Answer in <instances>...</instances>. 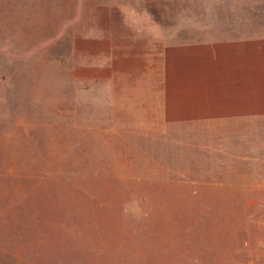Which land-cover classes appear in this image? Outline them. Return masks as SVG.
<instances>
[{
    "label": "rangeland",
    "instance_id": "1",
    "mask_svg": "<svg viewBox=\"0 0 264 264\" xmlns=\"http://www.w3.org/2000/svg\"><path fill=\"white\" fill-rule=\"evenodd\" d=\"M260 6L0 0V264H264L258 170L205 167L194 123L153 126L142 68Z\"/></svg>",
    "mask_w": 264,
    "mask_h": 264
},
{
    "label": "crops",
    "instance_id": "2",
    "mask_svg": "<svg viewBox=\"0 0 264 264\" xmlns=\"http://www.w3.org/2000/svg\"><path fill=\"white\" fill-rule=\"evenodd\" d=\"M251 19L242 36L169 44L157 66L142 68L152 74L147 92L152 121L160 122L153 126L194 123L211 138L212 164L205 167L256 169L264 180V7ZM115 120L116 130H125Z\"/></svg>",
    "mask_w": 264,
    "mask_h": 264
},
{
    "label": "built area",
    "instance_id": "3",
    "mask_svg": "<svg viewBox=\"0 0 264 264\" xmlns=\"http://www.w3.org/2000/svg\"><path fill=\"white\" fill-rule=\"evenodd\" d=\"M262 225H263V232H264V219H263V223H262Z\"/></svg>",
    "mask_w": 264,
    "mask_h": 264
}]
</instances>
